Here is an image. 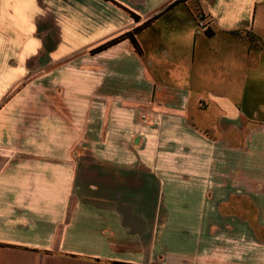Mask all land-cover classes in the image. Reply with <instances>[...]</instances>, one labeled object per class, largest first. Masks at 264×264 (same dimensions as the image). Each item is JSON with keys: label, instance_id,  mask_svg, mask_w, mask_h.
<instances>
[{"label": "crops", "instance_id": "obj_1", "mask_svg": "<svg viewBox=\"0 0 264 264\" xmlns=\"http://www.w3.org/2000/svg\"><path fill=\"white\" fill-rule=\"evenodd\" d=\"M179 1L0 0V264H264V0Z\"/></svg>", "mask_w": 264, "mask_h": 264}, {"label": "rangeland", "instance_id": "obj_2", "mask_svg": "<svg viewBox=\"0 0 264 264\" xmlns=\"http://www.w3.org/2000/svg\"><path fill=\"white\" fill-rule=\"evenodd\" d=\"M241 32V31H240ZM250 33V36H252V43L249 41V39L247 38L246 33ZM243 33V35H246L245 41L247 42V44H249V50H251V54H249V57H246V66H264V33L259 34L257 33L255 30H247V31H243L241 32ZM2 41H1V36H0V111L3 108V103L5 100H3L4 98H9L10 94L13 92L11 91V89L13 90L14 88H11L10 86L7 85L8 79L7 76L9 77V74L12 76V72L10 69L14 68L13 66H20V63L17 64V62L15 61V55H7L5 53H2L4 51V49L2 48ZM251 45H253V48L251 47ZM254 51L257 52H261V57H260V64L259 61L257 62V60H255V57H253V53ZM255 53V52H254ZM18 56V55H17ZM19 59L21 58V55L18 56ZM28 57V56H27ZM25 58V62H24V66H28L27 62H29V57ZM42 56L40 57H35L34 59H32V63H30V66H44L43 63L44 61L41 60ZM235 66H241L238 64H235ZM245 66V65H242ZM8 70H10L11 72L8 73ZM29 74L26 75L27 79H29ZM16 93L13 94L12 97L15 96ZM11 98V97H10Z\"/></svg>", "mask_w": 264, "mask_h": 264}, {"label": "trees", "instance_id": "obj_3", "mask_svg": "<svg viewBox=\"0 0 264 264\" xmlns=\"http://www.w3.org/2000/svg\"><path fill=\"white\" fill-rule=\"evenodd\" d=\"M187 1H188V0H180L179 3L187 2ZM193 10H194V15H195V17H196V19L198 20V23H199V22L203 23L202 26H201V28L204 29V34H205L207 37H210V36L212 35V32L210 31L209 27H207L208 24L205 23V21H206V19H207L206 16H204V14L201 12V10L199 9V7H196V6H195V7H193ZM130 15H131V17H132L135 21H137L136 16L132 15L131 13H130ZM138 31H139V30H133V31L130 32V33H127V34H125V35H122V36H120V37H118V38H116V39H114V40H112V41L106 43L105 45H103V46L97 48L96 51H97V52H99V51H103V50H105V49H107V48H110V47H112V46H114V45H116V44H118V43H120V42H122V41H124V40H126V39H128L129 41H131L132 44L135 46L136 50L139 51L138 46H137L136 42L134 41V36L137 34ZM232 34L237 35V36H240V37H246V35H247V38H248L249 41L252 43V36H250V33H248V32L246 33V35H243V33H241V32H233ZM251 47L253 48V45H251ZM92 53H93V52H92ZM115 264H123V263H115Z\"/></svg>", "mask_w": 264, "mask_h": 264}, {"label": "built area", "instance_id": "obj_4", "mask_svg": "<svg viewBox=\"0 0 264 264\" xmlns=\"http://www.w3.org/2000/svg\"><path fill=\"white\" fill-rule=\"evenodd\" d=\"M202 24H203V23L199 22V26H200V27L202 26ZM141 119H142V121H143L144 123H150V122H152V119H151L148 115H146V114H142V115H141Z\"/></svg>", "mask_w": 264, "mask_h": 264}]
</instances>
